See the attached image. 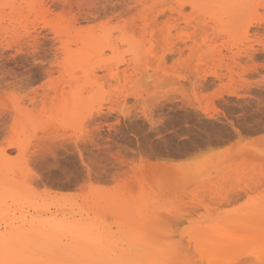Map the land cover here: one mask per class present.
<instances>
[{"label": "rangeland", "instance_id": "rangeland-1", "mask_svg": "<svg viewBox=\"0 0 264 264\" xmlns=\"http://www.w3.org/2000/svg\"><path fill=\"white\" fill-rule=\"evenodd\" d=\"M262 258L264 0H0V264Z\"/></svg>", "mask_w": 264, "mask_h": 264}, {"label": "bare ground", "instance_id": "bare-ground-1", "mask_svg": "<svg viewBox=\"0 0 264 264\" xmlns=\"http://www.w3.org/2000/svg\"><path fill=\"white\" fill-rule=\"evenodd\" d=\"M258 258V257H257ZM258 260V259H257ZM257 260H255V262L257 261ZM262 260H264V258H262ZM101 262V261H100ZM85 263H87V262H85ZM139 263V262H138ZM237 263V262H236ZM235 263V264H236ZM140 264V263H139ZM144 264H154L153 262H150V263H144ZM157 264H159V263H157ZM168 264H171L170 262L168 263ZM238 264V263H237ZM260 264V263H259ZM261 264H264V261H262V263Z\"/></svg>", "mask_w": 264, "mask_h": 264}]
</instances>
